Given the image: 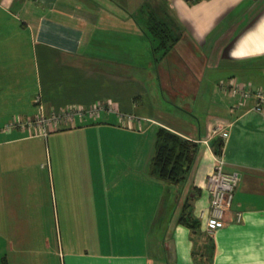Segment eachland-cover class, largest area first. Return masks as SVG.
<instances>
[{
  "label": "crops",
  "instance_id": "crops-1",
  "mask_svg": "<svg viewBox=\"0 0 264 264\" xmlns=\"http://www.w3.org/2000/svg\"><path fill=\"white\" fill-rule=\"evenodd\" d=\"M150 1L0 0V264H264V114L226 88L264 92V0ZM159 127L198 145L184 182L149 175ZM216 154L240 181L209 231Z\"/></svg>",
  "mask_w": 264,
  "mask_h": 264
},
{
  "label": "built area",
  "instance_id": "built-area-1",
  "mask_svg": "<svg viewBox=\"0 0 264 264\" xmlns=\"http://www.w3.org/2000/svg\"><path fill=\"white\" fill-rule=\"evenodd\" d=\"M226 88L232 94L240 96L242 99L253 98L255 110L264 114V92L259 88H253L248 84L230 83ZM106 109L103 103H96L89 109L73 107L59 113H53L50 116H44L40 113L33 118H27L24 122H16L13 125H24L26 127H40L42 133H46L50 126L57 127L59 123L71 122L76 118L95 119ZM42 112V110H41ZM215 163L212 171L206 178V188L208 192V230L222 225L224 215L227 209L232 205L235 190L240 181V174L236 171L226 172L223 169V157L214 156ZM240 214H237L239 218Z\"/></svg>",
  "mask_w": 264,
  "mask_h": 264
},
{
  "label": "trees",
  "instance_id": "trees-1",
  "mask_svg": "<svg viewBox=\"0 0 264 264\" xmlns=\"http://www.w3.org/2000/svg\"><path fill=\"white\" fill-rule=\"evenodd\" d=\"M148 31L156 41L153 46L156 56H163L176 41L170 33V27L153 15L148 19ZM154 140L155 152L149 165V175L161 181L184 182L194 163L197 143L164 127L156 129ZM187 218L189 213L185 215L182 211L178 220L188 222Z\"/></svg>",
  "mask_w": 264,
  "mask_h": 264
},
{
  "label": "rangeland",
  "instance_id": "rangeland-1",
  "mask_svg": "<svg viewBox=\"0 0 264 264\" xmlns=\"http://www.w3.org/2000/svg\"><path fill=\"white\" fill-rule=\"evenodd\" d=\"M150 4H152V5H161V6H163V2L161 1V0H151L150 1ZM191 96H193V94L191 95ZM169 97L170 98H172L176 103H179L180 102V100L181 101H187V99H184V98H182V97H180V96H177V95H175V94H169ZM189 100V99H188ZM192 100V99H191ZM188 206H189V203H188V201L186 200V199H184L183 201H182V210H183V213L184 212H186L187 213V211H188Z\"/></svg>",
  "mask_w": 264,
  "mask_h": 264
}]
</instances>
